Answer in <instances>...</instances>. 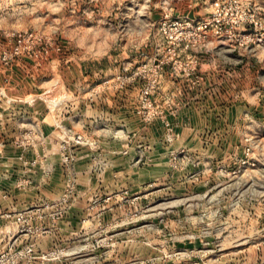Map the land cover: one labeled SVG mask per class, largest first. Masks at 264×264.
Returning a JSON list of instances; mask_svg holds the SVG:
<instances>
[{"label": "rangeland", "instance_id": "374dc122", "mask_svg": "<svg viewBox=\"0 0 264 264\" xmlns=\"http://www.w3.org/2000/svg\"><path fill=\"white\" fill-rule=\"evenodd\" d=\"M0 264H264V0H0Z\"/></svg>", "mask_w": 264, "mask_h": 264}, {"label": "built area", "instance_id": "2783aa9c", "mask_svg": "<svg viewBox=\"0 0 264 264\" xmlns=\"http://www.w3.org/2000/svg\"><path fill=\"white\" fill-rule=\"evenodd\" d=\"M177 24V22L175 23ZM182 26V25H180ZM163 31V42L166 47V59L164 60L165 63L169 61L175 60L178 57L179 48H189L190 46L194 45L198 41L197 36H189L184 35L182 33H171L167 30V25L164 24L161 27ZM158 66V65H157Z\"/></svg>", "mask_w": 264, "mask_h": 264}, {"label": "crops", "instance_id": "0c3cea01", "mask_svg": "<svg viewBox=\"0 0 264 264\" xmlns=\"http://www.w3.org/2000/svg\"><path fill=\"white\" fill-rule=\"evenodd\" d=\"M148 40L149 39H144L142 42L146 45V42ZM140 46L138 45L137 47H135V50L132 49V52L135 51L134 53H132V52L131 53H128L127 50L124 51L123 53H125V55H127V56H132L133 54L135 56L137 54V52H138L137 49L138 48H141ZM142 49L144 50V49H147V48L143 47ZM212 52H214V51H211L210 49H208L206 54H209V53L212 54ZM197 55L200 56V68L199 69H200V71H202L201 73L211 74V73H214L217 70V67L215 65H212L211 62H208V58L206 56H204L205 58H203V55L201 53H199L198 49H196V50L194 49V50H192L190 52H184V53H180L179 52L177 58L178 59H181V60H185L186 62L192 63L195 58L197 59ZM209 57H212V56H209ZM187 66H189V65H187ZM175 67L176 66L171 65L170 63L167 64V69H170L171 70V68L173 69ZM170 70H169V72H170ZM176 70H179L180 71L179 68L176 69Z\"/></svg>", "mask_w": 264, "mask_h": 264}]
</instances>
